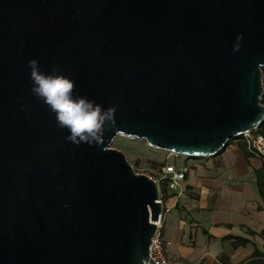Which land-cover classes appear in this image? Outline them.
<instances>
[{
    "label": "water",
    "instance_id": "95a60500",
    "mask_svg": "<svg viewBox=\"0 0 264 264\" xmlns=\"http://www.w3.org/2000/svg\"><path fill=\"white\" fill-rule=\"evenodd\" d=\"M31 59L114 108L102 145L65 140ZM262 69L264 0H0V264H144L158 186L109 145L217 155L264 120Z\"/></svg>",
    "mask_w": 264,
    "mask_h": 264
},
{
    "label": "crops",
    "instance_id": "0c3cea01",
    "mask_svg": "<svg viewBox=\"0 0 264 264\" xmlns=\"http://www.w3.org/2000/svg\"><path fill=\"white\" fill-rule=\"evenodd\" d=\"M169 165L186 172L164 199L165 255L181 264H264V200L257 185L264 163L242 138L230 139L217 155Z\"/></svg>",
    "mask_w": 264,
    "mask_h": 264
},
{
    "label": "clouds",
    "instance_id": "9594fccd",
    "mask_svg": "<svg viewBox=\"0 0 264 264\" xmlns=\"http://www.w3.org/2000/svg\"><path fill=\"white\" fill-rule=\"evenodd\" d=\"M242 39L237 36L233 51L239 50ZM28 68L32 94L54 114L57 127L67 129L69 134L65 140L77 146L102 145L105 132L114 123V108L103 109L94 100L74 96L75 82L60 74L55 66L46 74L40 70L38 61L31 59Z\"/></svg>",
    "mask_w": 264,
    "mask_h": 264
},
{
    "label": "built area",
    "instance_id": "2783aa9c",
    "mask_svg": "<svg viewBox=\"0 0 264 264\" xmlns=\"http://www.w3.org/2000/svg\"><path fill=\"white\" fill-rule=\"evenodd\" d=\"M249 153L261 159L264 163V137L252 133L244 134L240 136ZM186 169L178 170L173 165H166L161 168V174L159 177L148 176L158 186V200L160 202L161 210L157 222H151L155 225L154 233L150 239V245L148 248V261L144 264H181L176 257H167L164 253V240L162 235V225L164 216V196L162 193V184L165 185L166 194L175 190L178 182L183 180Z\"/></svg>",
    "mask_w": 264,
    "mask_h": 264
},
{
    "label": "rangeland",
    "instance_id": "374dc122",
    "mask_svg": "<svg viewBox=\"0 0 264 264\" xmlns=\"http://www.w3.org/2000/svg\"><path fill=\"white\" fill-rule=\"evenodd\" d=\"M262 87L264 89L263 82ZM109 148L124 154L134 172L145 176L159 177L162 166L183 160L181 156L173 157V155L148 147L142 140L131 139L123 135L117 136Z\"/></svg>",
    "mask_w": 264,
    "mask_h": 264
},
{
    "label": "trees",
    "instance_id": "16d2710c",
    "mask_svg": "<svg viewBox=\"0 0 264 264\" xmlns=\"http://www.w3.org/2000/svg\"><path fill=\"white\" fill-rule=\"evenodd\" d=\"M262 82L264 84V69H262ZM261 104L264 106V91H263V94H262V97H261ZM255 133L261 135L262 137H264V120L257 127V129L255 130ZM257 185H258V189H259L260 195H261L262 199L264 200V170H262V171L257 173ZM166 190L167 189L165 188V185L162 184V193H163V195H165L164 199L167 196L170 195L169 193L166 194ZM255 255H259V253L256 252Z\"/></svg>",
    "mask_w": 264,
    "mask_h": 264
}]
</instances>
